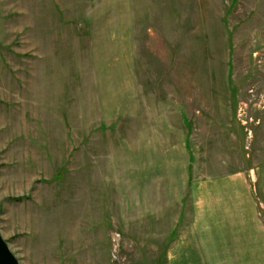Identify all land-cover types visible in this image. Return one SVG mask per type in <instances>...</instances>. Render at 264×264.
Instances as JSON below:
<instances>
[{
	"label": "rangeland",
	"instance_id": "obj_1",
	"mask_svg": "<svg viewBox=\"0 0 264 264\" xmlns=\"http://www.w3.org/2000/svg\"><path fill=\"white\" fill-rule=\"evenodd\" d=\"M251 169L264 0H0V234L19 264H181L184 193Z\"/></svg>",
	"mask_w": 264,
	"mask_h": 264
},
{
	"label": "crops",
	"instance_id": "obj_2",
	"mask_svg": "<svg viewBox=\"0 0 264 264\" xmlns=\"http://www.w3.org/2000/svg\"><path fill=\"white\" fill-rule=\"evenodd\" d=\"M198 183L184 193L192 212L179 238L181 264H264V172Z\"/></svg>",
	"mask_w": 264,
	"mask_h": 264
},
{
	"label": "water",
	"instance_id": "obj_3",
	"mask_svg": "<svg viewBox=\"0 0 264 264\" xmlns=\"http://www.w3.org/2000/svg\"><path fill=\"white\" fill-rule=\"evenodd\" d=\"M0 264H19L0 234Z\"/></svg>",
	"mask_w": 264,
	"mask_h": 264
}]
</instances>
